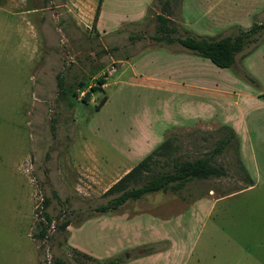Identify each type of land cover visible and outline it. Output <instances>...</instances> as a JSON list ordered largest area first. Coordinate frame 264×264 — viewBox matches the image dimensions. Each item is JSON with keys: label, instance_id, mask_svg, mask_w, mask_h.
<instances>
[{"label": "rangeland", "instance_id": "374dc122", "mask_svg": "<svg viewBox=\"0 0 264 264\" xmlns=\"http://www.w3.org/2000/svg\"><path fill=\"white\" fill-rule=\"evenodd\" d=\"M220 1L0 0V264H264V32L228 69L156 39L158 15L172 38L264 23V0ZM59 73L84 82L73 107ZM148 156L153 170L207 158L223 175L93 212ZM41 211L68 226L32 238Z\"/></svg>", "mask_w": 264, "mask_h": 264}, {"label": "trees", "instance_id": "16d2710c", "mask_svg": "<svg viewBox=\"0 0 264 264\" xmlns=\"http://www.w3.org/2000/svg\"><path fill=\"white\" fill-rule=\"evenodd\" d=\"M101 1L98 2L94 17L92 20V28L95 29L97 23ZM168 7V2L165 1L164 11ZM167 14V13H166ZM168 17V14L166 15ZM164 15L157 16L156 27V39L159 41H165L166 44L178 43L180 46L188 50L191 54L208 60L215 67L220 69L231 68L235 62V58L243 50L255 42L256 36L261 32H264V23L253 24L248 30L240 31L234 35L226 36L217 40H209L194 36H185L184 38H172L169 37L171 29L168 28V19ZM107 53V51H103ZM98 70L92 72L96 74ZM106 74L100 76L96 80L97 87H91L90 90L101 88L105 84ZM56 87L59 90L60 97H67L69 99L68 105L74 106L73 99L80 96V92L85 86L84 82L80 79L74 81L71 84H66L59 73L56 76ZM89 96L88 92H85L82 100L85 101ZM106 99L103 97L100 102L95 106V110L98 111L105 103ZM229 142V137L218 142L217 146L213 149L211 156L221 152L225 145ZM150 156L142 159L133 168H131L126 174H124L116 183H114L106 192L105 197H109L105 204L97 206L93 209V212L98 214H108L119 210L128 202L140 200L144 196L163 192L168 189H175L182 184L194 179L207 178V177H220L223 175V171L217 167H214L209 163L207 158H199L192 162H178L174 161L172 169L167 170H153L151 167ZM50 198L55 199L58 203H61L59 197L54 191L50 192ZM50 205V199L44 197L42 199V210ZM35 230L33 234L34 239L40 241L48 240V229L53 225L54 218H52L45 211L36 212ZM68 226V221L61 224L54 225L53 229L65 230ZM81 256L90 258L88 255L80 253ZM50 264V263H49ZM51 264H65V260L60 257H54ZM100 264H119V259H108Z\"/></svg>", "mask_w": 264, "mask_h": 264}, {"label": "crops", "instance_id": "0c3cea01", "mask_svg": "<svg viewBox=\"0 0 264 264\" xmlns=\"http://www.w3.org/2000/svg\"><path fill=\"white\" fill-rule=\"evenodd\" d=\"M217 2H218V0H216ZM222 1V0H221ZM221 1H220V3H221ZM223 1H225V0H223ZM217 2H214V3H216V5L218 6L220 3H217ZM234 5H236V4H234ZM262 5H264V2H262ZM242 9H243V12L244 13H246V11H250V10H247V9H245V7L243 6L242 7ZM248 14H249V12H247ZM250 13H251V11H250ZM161 256H155L154 258H150V259H142V260H139V261H152V260H154V262H156V264H166V262L164 263L162 260H163V258H162V260L161 259H159ZM158 258V259H157ZM157 259V260H156ZM138 261V262H139ZM137 262V263H138ZM173 264H176V263H174L173 262ZM178 264H187V262H182V263H178ZM197 264V263H196Z\"/></svg>", "mask_w": 264, "mask_h": 264}, {"label": "water", "instance_id": "95a60500", "mask_svg": "<svg viewBox=\"0 0 264 264\" xmlns=\"http://www.w3.org/2000/svg\"><path fill=\"white\" fill-rule=\"evenodd\" d=\"M56 223V220L54 221ZM54 225L51 226L50 231L53 229ZM44 252L46 255H48V250L46 249V245L44 244Z\"/></svg>", "mask_w": 264, "mask_h": 264}]
</instances>
